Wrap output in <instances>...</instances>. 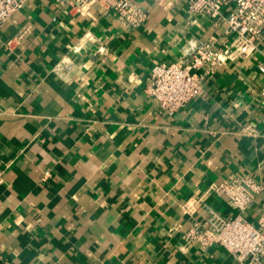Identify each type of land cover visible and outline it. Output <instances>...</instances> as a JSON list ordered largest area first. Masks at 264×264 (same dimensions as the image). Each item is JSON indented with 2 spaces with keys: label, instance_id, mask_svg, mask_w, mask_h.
<instances>
[{
  "label": "crops",
  "instance_id": "crops-1",
  "mask_svg": "<svg viewBox=\"0 0 264 264\" xmlns=\"http://www.w3.org/2000/svg\"><path fill=\"white\" fill-rule=\"evenodd\" d=\"M134 1L147 13L135 28L53 0H23L0 26V264H235L183 233L206 226L202 204L234 213L212 184L264 181V35L249 56L199 69L200 94L168 114L145 90L153 65L190 37L233 35L183 2ZM263 213L264 191L246 218Z\"/></svg>",
  "mask_w": 264,
  "mask_h": 264
},
{
  "label": "built area",
  "instance_id": "built-area-1",
  "mask_svg": "<svg viewBox=\"0 0 264 264\" xmlns=\"http://www.w3.org/2000/svg\"><path fill=\"white\" fill-rule=\"evenodd\" d=\"M169 9L179 2L186 5L189 14H203L215 23L224 22L227 32L233 35L226 46L212 41L188 38L181 46L178 60L172 63L154 64L145 86L146 92L166 113L183 108L202 90V78L198 71L205 65L214 71L223 64L249 56L257 49L264 35V0H152ZM23 0H0V26L7 22ZM64 11L85 18L97 11L111 12L126 28L139 27L147 17L142 6L134 0H53ZM228 8L225 13L224 8ZM17 40V37L14 38ZM62 66L58 64L60 69ZM264 73V65L261 66ZM264 97V84L260 89ZM264 170V163L261 165ZM3 170L0 169V183ZM209 192L226 195L234 213L222 216L213 208L202 204L207 212L206 226L191 225L184 233L186 246L198 245L202 251L213 246L227 250L235 264H264V213L256 223L246 218L253 199L264 191V181L253 176L232 177L212 184ZM193 208L195 206L193 205Z\"/></svg>",
  "mask_w": 264,
  "mask_h": 264
}]
</instances>
